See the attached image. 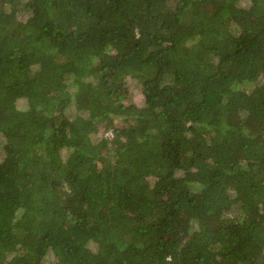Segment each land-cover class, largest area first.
Listing matches in <instances>:
<instances>
[{
    "label": "trees",
    "instance_id": "obj_1",
    "mask_svg": "<svg viewBox=\"0 0 264 264\" xmlns=\"http://www.w3.org/2000/svg\"><path fill=\"white\" fill-rule=\"evenodd\" d=\"M0 153V264H264V0H0Z\"/></svg>",
    "mask_w": 264,
    "mask_h": 264
},
{
    "label": "rangeland",
    "instance_id": "obj_2",
    "mask_svg": "<svg viewBox=\"0 0 264 264\" xmlns=\"http://www.w3.org/2000/svg\"><path fill=\"white\" fill-rule=\"evenodd\" d=\"M22 18H26L27 15L24 14V16H21ZM128 95L129 98L127 99L126 103H135V104H142L144 102V96L142 94V87L135 81V80H128ZM18 104L21 107H25L27 105V100L25 98H21L18 100ZM120 122V121H117ZM111 132L109 131L105 133L106 136H111ZM3 154L0 153V160L2 159ZM52 259L53 256H50ZM45 264V262L43 263Z\"/></svg>",
    "mask_w": 264,
    "mask_h": 264
},
{
    "label": "built area",
    "instance_id": "obj_3",
    "mask_svg": "<svg viewBox=\"0 0 264 264\" xmlns=\"http://www.w3.org/2000/svg\"><path fill=\"white\" fill-rule=\"evenodd\" d=\"M111 135H112V132H111Z\"/></svg>",
    "mask_w": 264,
    "mask_h": 264
}]
</instances>
